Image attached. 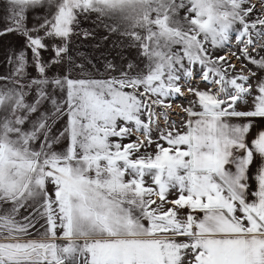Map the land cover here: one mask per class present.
I'll use <instances>...</instances> for the list:
<instances>
[{
	"label": "snow or ice",
	"instance_id": "snow-or-ice-1",
	"mask_svg": "<svg viewBox=\"0 0 264 264\" xmlns=\"http://www.w3.org/2000/svg\"><path fill=\"white\" fill-rule=\"evenodd\" d=\"M0 66V264H264V0H0Z\"/></svg>",
	"mask_w": 264,
	"mask_h": 264
},
{
	"label": "rangeland",
	"instance_id": "rangeland-1",
	"mask_svg": "<svg viewBox=\"0 0 264 264\" xmlns=\"http://www.w3.org/2000/svg\"><path fill=\"white\" fill-rule=\"evenodd\" d=\"M253 3H255L258 7L261 6V0H253ZM233 62L237 64V67H238V68L240 67V64H239L238 61L233 60ZM249 66L251 67V65H249ZM0 70H3V69H2V66H0ZM201 87H203V85H201ZM182 103H183V101H182ZM183 106L186 107L187 104H186V103H183ZM174 107H175V106H174ZM175 112L180 113L181 116L184 115V113L181 111V108H180V107H175ZM172 118H173V119H179V117L176 116V115H173Z\"/></svg>",
	"mask_w": 264,
	"mask_h": 264
}]
</instances>
